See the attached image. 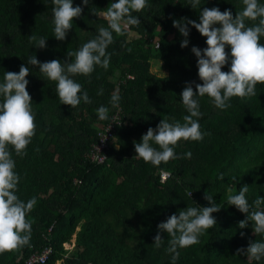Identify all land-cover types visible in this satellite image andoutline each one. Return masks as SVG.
<instances>
[{"label": "trees", "instance_id": "1", "mask_svg": "<svg viewBox=\"0 0 264 264\" xmlns=\"http://www.w3.org/2000/svg\"><path fill=\"white\" fill-rule=\"evenodd\" d=\"M112 2L90 0L85 6L82 0H73V6H81L83 12L74 18L66 39L59 41L54 37L52 0H0V83L5 72L18 73L21 64L29 67L27 91L36 122L26 155L16 156L9 146L20 176L16 194L25 202L36 198L28 215L30 243L0 254V264H25L46 247L52 253L43 264H172L166 251L167 233H161V247H154L157 226L186 207L211 206L205 193L221 206L213 213L216 226L198 244L178 248L176 264H264V258L255 261L235 255L250 240L264 242V235L253 233L251 222L245 229L238 228L246 215L227 203L228 195L238 194L245 184L250 204L264 197V84H257V95L251 99L231 98L226 110L215 107L207 96L197 97L201 130L210 135L202 141L181 140L175 148L178 156L191 152V158L156 167L138 158L134 148V141L140 142L147 129H155L163 118L183 122L188 113L180 94L186 82H195L194 90L195 84L202 83L191 48H206V37L189 25V44L181 48L184 37L173 27V20L198 23L204 7L230 9L235 16L244 7L242 0H201L197 9L190 0H147L149 7L133 13L141 20L139 26H129L123 36L113 33L108 69L97 66L90 76L72 77L91 103L81 101L76 108L60 104L56 82L38 66L27 65L28 58L35 55L41 63L53 59L64 63L68 51L78 50L98 35L99 27L108 26L91 11H106ZM255 23L246 21L247 26ZM32 34L45 38L46 48H36L29 39ZM260 42L264 44V37ZM155 61L164 76L151 73ZM229 70L230 61L222 71ZM101 89L103 94H98ZM114 93L120 96L121 124L115 126L105 162L95 164L87 155L116 109L110 103ZM100 106L109 108V119L99 120ZM162 171L169 173L164 182Z\"/></svg>", "mask_w": 264, "mask_h": 264}, {"label": "clouds", "instance_id": "2", "mask_svg": "<svg viewBox=\"0 0 264 264\" xmlns=\"http://www.w3.org/2000/svg\"><path fill=\"white\" fill-rule=\"evenodd\" d=\"M82 3L87 6L90 0H82ZM242 3V11L236 12L235 16L230 9L221 11L219 7H204L199 11L198 23L187 18L173 20V27L184 37L181 48L189 44V25L206 37V48H191L197 58L198 76L202 83L195 84L194 90L195 82H186L180 94L188 113L183 116V122L165 117L155 129L149 127L140 142L134 141L136 156L145 163L158 167L171 160L191 158V152L177 155L175 148L178 143L181 140L202 141L205 135H210L201 130L199 118L202 113L197 97L207 96L215 107L226 110L231 107V98L251 99L257 95V84H264V44L260 42V38L264 37V4L259 0H242ZM52 4L54 37L64 41L73 28L74 18L81 17L83 8L73 6V0H52ZM200 4L201 0H190L193 9ZM147 7V0H115L106 11L97 13L93 9L92 14L102 16L108 25L99 27L95 38L76 51H68L64 63L59 59L41 63L33 55L28 58L27 65L38 66L44 76L56 82L60 104L76 108L81 101L91 103L88 93L72 77L90 76L97 66L107 70L111 61V53L107 49L115 42L113 33L123 36L129 26H139L141 20L133 13L142 12ZM246 21L258 23L247 26ZM29 39L35 42L36 48L47 46L43 37L32 34ZM226 48H230V54ZM68 58L74 59L70 62ZM229 61L230 70L222 71ZM29 73V67L21 64L18 73L5 72L0 83V97H3L0 101V254L27 246L31 239L32 221L28 215L36 205V198L25 202L16 194L20 176L15 171L16 163L9 147L14 149L16 156L22 157L36 134L32 97L27 91L29 81L26 77ZM98 94H103V89ZM119 102V94L114 93L110 101L112 107L118 108ZM96 111L99 120L109 119L108 107L100 106ZM220 179L223 180L224 176L221 175ZM232 180L235 182L236 177ZM228 191H233L232 185H229ZM248 191V185H243L238 194L228 195L227 203L246 215L238 222V228L245 229L251 222L253 233L264 235V197H257L250 204L246 198ZM204 199L211 206L186 207L157 226L154 247H161L164 243L161 233H167L170 239L166 251L171 254L172 264L179 259L178 248L198 244L200 237L216 226L213 213L219 212L221 206L213 195L205 193ZM240 235L243 237L245 233ZM235 255H246L250 260L260 261L264 258V242L250 240L247 248H238Z\"/></svg>", "mask_w": 264, "mask_h": 264}, {"label": "built area", "instance_id": "3", "mask_svg": "<svg viewBox=\"0 0 264 264\" xmlns=\"http://www.w3.org/2000/svg\"><path fill=\"white\" fill-rule=\"evenodd\" d=\"M127 78H132L127 76ZM121 124V108L118 107L115 109L110 120L103 125L97 134V141L93 144L88 152V159L90 162L95 164H103L107 158V152L110 147L113 146L115 137V126ZM169 177V173L162 171L160 175V181L164 182L166 178ZM65 248H68V244L64 245ZM51 247L44 248L40 253L31 255L25 262V264H43L46 262L48 257L51 255Z\"/></svg>", "mask_w": 264, "mask_h": 264}, {"label": "rangeland", "instance_id": "4", "mask_svg": "<svg viewBox=\"0 0 264 264\" xmlns=\"http://www.w3.org/2000/svg\"><path fill=\"white\" fill-rule=\"evenodd\" d=\"M134 33H131L130 36H133ZM153 64L151 65L150 71L151 73L156 74L157 76H164L166 72L161 69L160 63L159 62H152Z\"/></svg>", "mask_w": 264, "mask_h": 264}]
</instances>
